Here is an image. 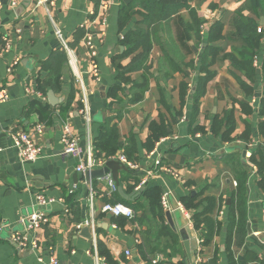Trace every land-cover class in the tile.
I'll list each match as a JSON object with an SVG mask.
<instances>
[{"label":"crops","instance_id":"obj_1","mask_svg":"<svg viewBox=\"0 0 264 264\" xmlns=\"http://www.w3.org/2000/svg\"><path fill=\"white\" fill-rule=\"evenodd\" d=\"M10 1L0 0V88L9 93L8 100L0 103V221H8L0 232V264H43L38 255L46 261L54 255L57 264H96L98 258H105L98 245L116 264H264V137L260 132L261 124L264 130V49L253 62L257 77L249 82L227 57L240 41L233 26L228 29L224 22L226 39L218 42L223 52L210 66L215 74L195 104L192 97L204 49L193 23L221 19L220 8L232 15L244 0H174L177 9L169 16L159 14L152 22H144L147 11L138 0H131L128 4H133L134 13L122 30L119 10L128 4L110 0L106 29L96 36L99 79L89 72L83 38L100 0L56 1L51 12L63 44L54 35L44 8L36 5L38 0H17L15 6ZM206 7L219 10L220 17ZM261 26L264 29L262 16L259 31ZM135 29H142L145 37L125 54L129 45L122 37ZM5 37L11 43L9 50H5ZM15 56L20 60L13 65ZM240 80L252 84L251 95ZM182 83L187 85L183 102ZM49 93L55 103L50 102ZM239 102L247 105L241 107ZM228 111L234 128L228 134L231 140H224L225 126L220 125L217 133L214 126L216 117L225 121ZM161 120L169 133L147 150L143 143L150 133L149 123ZM38 123L43 125L42 133L34 132ZM64 123L79 137L81 159L90 155L102 162L96 168L107 160L97 158L94 149L104 127L115 126L119 135L120 150L113 158L123 153L134 136L137 151L131 162L136 167H127L135 173L124 178L123 170L118 171L122 191L128 195L148 184L159 187L161 195L168 192L169 208L161 205L163 217L155 215L145 200L137 203L138 209L128 205L135 216H121L125 220L120 223L115 222L119 216L102 212L103 203L121 202L116 199L119 192L110 190L104 176L87 181L85 172L76 171L77 158L62 152ZM14 130L31 133L41 147L37 159L20 160L10 146ZM135 181L134 189L126 191ZM240 183L241 231L230 223ZM39 193L56 200L40 206ZM189 198L201 203L197 209L201 212L205 199L213 201L199 228L193 221L190 225L177 207L180 203L190 212L182 203ZM37 211L47 214L46 222L36 229L40 250L18 252L9 239L10 231L21 229L19 219Z\"/></svg>","mask_w":264,"mask_h":264},{"label":"trees","instance_id":"obj_2","mask_svg":"<svg viewBox=\"0 0 264 264\" xmlns=\"http://www.w3.org/2000/svg\"><path fill=\"white\" fill-rule=\"evenodd\" d=\"M136 2V1H135ZM140 5L144 7L147 11V14L144 16V22H152L151 20H157L159 14H163L169 16L177 7H174L172 2L173 0H138ZM215 8V5L212 6ZM133 4L122 5L119 10V29L122 30L126 25L129 16H132ZM189 11L194 14V10L189 8ZM232 26L235 30V36L237 40L240 41L238 45H234L231 47L230 53L227 55L229 60L232 63V66L238 71L242 72L244 76L248 79L249 82H254L257 77L256 67L253 65L255 57L257 54L264 49V29L261 28V31H258L260 27V17L264 19V0H244L241 7L233 12ZM205 21L200 19L196 20L192 28L197 33L199 41H204V49L201 53V60L199 63V77L197 81L196 88L194 93L192 94L194 104L198 101V99L205 92L207 82L214 76V71L210 69V66L215 62L218 54L223 52V47L218 45V42L225 40L226 36L223 34L224 21L222 19H216L206 28L204 34L201 32V26ZM188 28L191 25H187ZM145 37V32L142 29H135V31H127L123 37L122 41L124 44H128V49L125 54L130 53L135 47H137L140 43H142V39ZM226 57V54L223 55V58ZM249 82H244L240 80V85L243 90L247 93V95H251L253 91L252 84ZM187 89V85L185 83L181 84V102L184 101V93ZM242 107L247 105L239 102ZM248 109L250 108L247 106ZM250 110V109H249ZM225 123V124H224ZM225 126V131L222 134V138L224 140H231L229 137V133L234 128V118L231 111L227 112V116L224 119H219L216 117L214 131L217 133L219 131V127ZM150 133L146 138V141L143 143L144 147L147 150H151L154 147L156 141H158L161 137L168 135V126L165 124L164 120L160 122L151 121L149 123ZM260 132L264 137L263 125H260ZM134 136H131L124 146L123 154L125 157L133 161V154L137 151V144L135 142ZM119 144V135L115 126L104 127L99 136L97 137L94 143L95 156L97 158L109 159L113 158L117 151L120 150ZM252 160L255 159L254 156L251 157ZM258 166L260 167V163L256 161ZM135 173L134 169L123 170L122 177H131L132 174ZM137 181H135L132 185L126 186V191L130 192L136 186ZM242 183L238 184L237 187V200L236 202L232 201L231 209H230V223L236 224L240 227V231L242 230V217H243V201H242ZM116 199L124 202L127 205H130L134 209H138L139 206L137 203L142 202L143 200L147 201L149 207L152 209L153 213L159 217H163V211L160 204L161 198V189L157 186H148L145 185L144 189L132 200L124 199L120 194L116 192ZM205 205L203 211H197L201 203H193L192 198L183 199L182 203L190 212L192 211L191 218L194 222V227L199 228L201 222L204 220L203 213L206 212L207 209L211 208L213 205V201L210 198L204 200ZM196 210V211H195ZM235 211L238 213L237 219L235 218ZM125 219L121 216L117 217L115 222L120 223ZM166 231L165 228H162ZM170 236L175 241L174 235L170 233ZM99 254L104 255L108 264H116L111 258L109 252L98 245Z\"/></svg>","mask_w":264,"mask_h":264},{"label":"built area","instance_id":"obj_3","mask_svg":"<svg viewBox=\"0 0 264 264\" xmlns=\"http://www.w3.org/2000/svg\"><path fill=\"white\" fill-rule=\"evenodd\" d=\"M57 0H38L36 5L43 7L45 12L47 13L48 21L50 22L53 33L56 37H58L61 41V43H64L63 35L61 33V30L56 24V21L54 19V16L52 15L51 9L54 7ZM17 3V0H11L10 5L15 6ZM111 1L110 0H100L98 7L96 10H92L91 14L93 17L88 21L87 24V30L85 32L84 38H83V45L85 47L87 61L89 65V72L96 78L99 79V69H98V63L96 60L97 56V43H96V36L104 34V31L107 26V20H108V10L110 7ZM1 7V3H0ZM204 25V24H203ZM202 27V26H201ZM260 29L258 28V31ZM206 31L202 30V34H204ZM122 37V36H121ZM5 50H9L11 48L10 40L5 37ZM19 57L15 56L12 60V64H16L19 62ZM8 72L11 71V66H8L7 69ZM28 91H31L30 88H27ZM32 92V91H31ZM9 98L8 90L4 87L0 88V103L5 102ZM84 118L86 122H89L90 116L88 115V112H84ZM43 131V125L41 123H38L34 127L35 133H42ZM60 140L62 143V152L65 155H69L72 157L77 158V164L75 166V169L77 172L84 173L85 171L96 168L97 165L102 164V162L97 161V159L90 157V155L87 157L86 160L81 159L82 154V148L80 146L79 137L77 135H74V133L71 130V126L69 123H64L61 127L60 131ZM10 146L14 148L17 152L18 157L21 161H33L34 159H37L40 156L41 147L38 145L31 133H28L27 131L23 130H14L10 131ZM93 148L92 143L88 142V149L91 150ZM3 149V147H0V151ZM116 158L124 163L126 166L134 168L136 167V164L132 163L130 160H128L123 153L118 154ZM104 179L108 183V186L111 191H114L116 189V185L114 181L112 180L110 175H105ZM90 193L92 194L93 191L89 187ZM56 199L52 196H46L42 193H39L36 195V202L40 206H46L52 202H54ZM161 205L167 209L169 208V202H168V192H163L160 198ZM179 210L185 214L187 217L188 223L191 225V213L187 211L180 203H178ZM101 211L104 213H108L114 216H124L126 218H133L135 216L134 210L129 207L127 204L122 202H106L103 203L101 207ZM47 220V214L43 211H37L32 212L30 214H26L21 219H19V224L21 225V229L19 230H11L9 234V239L13 243L14 247L18 252L21 251H27L31 250L32 252H38L40 250V245L38 243L37 235H36V229H38L42 223L46 222ZM86 224H90L89 221H85ZM92 224V223H91ZM8 226V221H0V232L4 227ZM51 250V248H50ZM52 251H50V254ZM126 254H129V251L126 250ZM37 259L43 263V264H57V260L55 259L54 255H50L47 261L41 256L38 255ZM96 264H108L105 258H98L96 261Z\"/></svg>","mask_w":264,"mask_h":264},{"label":"water","instance_id":"obj_4","mask_svg":"<svg viewBox=\"0 0 264 264\" xmlns=\"http://www.w3.org/2000/svg\"><path fill=\"white\" fill-rule=\"evenodd\" d=\"M124 4H128L131 0H122ZM50 102L51 103H55L56 101L54 100V98L52 97V93L48 94ZM128 170V167L122 163L121 161H119L116 158H109L107 160L104 161L103 165L101 167L98 168H92L89 169L87 171H85V177L87 181H91L94 178H98L101 176H105L106 174H110L112 180L114 181L115 185H116V189L119 192V194L125 198V199H131L133 198V196L135 195V193L141 191L143 189L144 186H140L137 190L133 191L130 194H125L122 191L119 179H118V171L119 170ZM167 217H170L169 212L166 213ZM86 231V229H85ZM184 231H181V233H183ZM186 239V236H184V240ZM184 246L187 252V255H189V242L185 241L184 242Z\"/></svg>","mask_w":264,"mask_h":264},{"label":"rangeland","instance_id":"obj_5","mask_svg":"<svg viewBox=\"0 0 264 264\" xmlns=\"http://www.w3.org/2000/svg\"><path fill=\"white\" fill-rule=\"evenodd\" d=\"M174 1V0H173ZM218 5V4H217ZM206 8H208V7H206ZM208 9H210V13H211V15H217V16H219L220 17V13H219V10H217V9H211V8H208ZM224 8H220V12L221 13H223V16H222V18H224V22H225V25L227 26V28L228 29H230L231 28V26H232V19H233V15H231V14H228V13H226L224 10H223ZM207 10V9H206ZM206 10L205 9H203L202 10V12H205V14H207L206 13ZM223 10V11H222ZM232 14H233V12H232ZM212 23V22H211ZM209 26V24H205V22H204V25H202V30H205L207 27ZM224 43H226V42H224Z\"/></svg>","mask_w":264,"mask_h":264}]
</instances>
